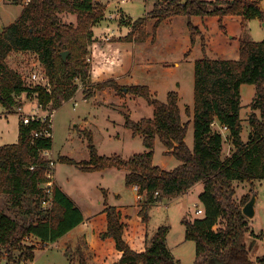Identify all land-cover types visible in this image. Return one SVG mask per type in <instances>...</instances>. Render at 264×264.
Listing matches in <instances>:
<instances>
[{"label":"trees","instance_id":"1","mask_svg":"<svg viewBox=\"0 0 264 264\" xmlns=\"http://www.w3.org/2000/svg\"><path fill=\"white\" fill-rule=\"evenodd\" d=\"M4 1L23 5V10L13 23L0 26V103L8 111L18 112L22 95H35L42 109L55 110L60 106L57 101L56 107V92L68 100L78 90L76 80L86 81L90 75L89 44L93 42L94 26L106 19V5L99 0ZM261 1L156 0L146 16L123 21L131 27L125 39L142 42L149 36L154 40L166 19L182 16L192 45L201 40L203 56L194 65L192 148L186 141L189 121L182 119L178 91L170 90L166 101H162L152 97L147 85L121 86L108 79L99 82L97 89L127 88L129 93L144 97L153 106L152 117L136 121L125 115V126L143 138L145 150L129 158L100 155L91 141L89 161L60 158L83 170L116 167L128 171L126 184L138 186L139 194L146 195V203L139 211L144 225L149 223V209L155 202L172 199L203 183L199 196L202 216L183 220L186 237L196 242L195 264H216V260L225 264H264V254L252 257L256 247H253L254 239L249 241L248 236L251 237L253 230L242 211L250 194L244 195L239 204L234 185L236 181L264 179V39L256 41L246 36L248 20L264 15ZM66 14L76 15V21L65 20ZM195 17L215 19L217 29L228 42L238 41L239 58L211 57L205 33L209 24L205 22L201 28ZM240 20L242 34L231 36L229 23ZM149 21H153L151 29L147 28ZM66 50L70 54L67 61L61 55ZM13 51L37 54L49 79V90L40 84L29 86L23 74L10 66L7 58ZM243 84L255 85V97L250 105L260 110V116L250 114L252 132L248 140L242 137ZM84 93L86 98L94 95L90 89ZM186 112L190 115L189 107ZM216 122L227 126L232 138L234 150L226 159L222 157L223 133L215 127ZM44 129L50 134L34 136L36 130ZM157 138L167 149L166 153L179 162L171 170L154 163ZM53 143L49 117L25 124L21 116L18 141L0 145V264H19L22 260L28 264L35 257L36 247L24 243L26 237L32 235L53 243L85 219L80 207L56 183L51 197L46 192L51 160L43 153L51 150ZM1 196L6 197L10 207L19 211L24 208L27 217L22 221L12 218ZM47 200L49 204L44 205ZM103 214V230H94L114 240L115 264H179L167 245L168 227L161 226L150 241L148 232H144V245L134 248L126 242L120 209L105 204ZM80 264L89 263L82 256Z\"/></svg>","mask_w":264,"mask_h":264},{"label":"rangeland","instance_id":"2","mask_svg":"<svg viewBox=\"0 0 264 264\" xmlns=\"http://www.w3.org/2000/svg\"><path fill=\"white\" fill-rule=\"evenodd\" d=\"M99 1L106 5V20H114L110 26H118V29L123 26L124 13L128 16H126L127 18L136 20L139 17L146 16L156 2V0H128L124 3L117 0ZM5 2L0 1V26H7L12 23L21 12L19 5L6 4ZM118 6L124 13L118 9ZM64 18L67 21H76V18L74 19L70 14L64 15ZM104 22L105 24L107 23L106 21ZM152 22H148L150 29ZM176 24L170 21L167 24L160 25L158 28V41L149 47L137 44L133 46L132 41L124 39L122 42L126 41L127 43L120 45L118 55L120 54L121 56V63L124 64L126 61V64H129L130 59L134 63L135 57L132 58L131 56H134V53L137 52L139 54L137 57L139 58V68L135 70V74L132 76H135L140 84L154 87L157 91L151 90L152 97L162 101H166L170 90L178 89L181 94L180 105H184L185 109L194 103V58L190 57L183 60L184 55L181 51L183 35L180 32L181 30L176 32ZM248 26L247 37L254 40L264 38L262 20L251 19ZM181 28L182 25H179L178 30ZM109 33L114 34V30L110 29ZM136 34L138 35V33ZM107 36L105 34L103 39L107 38ZM109 37L111 40L105 48L106 52H103L104 56L113 55L111 48H113L116 41L112 38L113 35L110 36L109 34ZM173 40L181 44H173ZM137 42L143 43L145 41ZM92 46L91 42L89 44V48H91V61L89 62L91 71L90 75L86 77V81H84L85 79L76 80L78 90L68 100L63 98L60 92H56V107L57 101H60V106L58 105L55 110H44V113L51 119L54 143L51 152L45 151L43 154L48 159L55 161V175H53V178L55 177L59 180L62 187L71 195L70 197L87 218L93 215L91 220L94 229L98 231L103 230L102 217L104 216L105 204L128 206L119 209L122 212V220L126 227L125 239L131 247L139 248L144 245V232H148V241H150V238L154 236L161 226H166L169 229L167 245L177 262L179 264H195L197 258L196 242L186 237V226L183 220L185 217L194 219L202 216L197 214L196 210L198 207L203 208L199 197L203 190V183L196 184L188 192L172 199L155 202L149 209V223L148 225H144L140 222L139 211L146 203V195L143 193V197L138 198L139 191L137 193L130 185L126 184L128 171L116 167L83 170L76 164L63 162L60 159L65 156L76 161H89L91 157V141L100 155L111 156L118 154L123 158H129L145 150L143 138L139 135H134L131 129L125 126V115L128 114L131 119L136 121L145 117H152L154 115L153 106L144 97L129 93L127 88L116 90L113 87H109L104 90H98L96 86L102 81L97 80L92 74ZM165 50H169L172 54L165 52ZM143 54H145V57L152 55L159 62L168 61L172 64V68H169L170 70H163L159 66L162 68L167 66L157 64L155 66L158 67L157 72L150 70L149 66H146V69H142L140 67L143 65L140 62L141 60L145 62ZM13 55H10V64L20 71L26 79L29 78L31 73L38 72L48 80L44 67L36 56L29 54L17 58V56ZM69 56L70 54H68ZM7 59L9 60V56ZM177 62H182L180 67L175 65ZM117 71H120V69L111 71L113 73L112 76L118 74ZM109 79L113 78L110 77ZM177 81L180 82L179 88H176ZM120 85L129 86L127 83ZM87 89L92 90L94 93L90 98H86L85 96L84 92ZM255 92L256 89L253 84H245L242 89V101L244 104L242 111L244 123L242 125L245 140L249 139L252 132L250 114L256 113L260 116V110L253 109L250 104L246 106L253 99ZM23 95L20 99L22 110L19 112H8L6 107L0 103V145L17 142L19 139V120L21 119V114L31 113L36 110L35 104L37 100L35 95L31 97H27L26 94ZM50 106L51 103H49ZM222 128L223 131H227L223 132L220 130L224 133L222 157L226 159L229 157V154L233 153L234 146L232 138H229V129ZM187 141L189 146H193L194 127L188 131ZM164 151V145L157 138L154 163L161 165V167L163 165L164 169L171 170L179 162L174 156H169ZM234 185L236 190L235 198L239 204L241 198L246 194H250V197L253 194L257 196L256 214L254 217L248 218L250 228L253 230V234L251 237L248 236V240L254 239L252 240L253 247L255 246L256 248L252 257H257L256 255L264 254V179H255L252 182L236 181ZM1 199L4 202L6 212L12 218L22 221L27 217L25 214L27 211L24 208L19 211L7 205L5 196H1ZM76 234L79 235L76 236L77 241L75 243L69 244L66 242V239H62L59 243L53 244L48 248L40 243L34 244L29 241L28 244H34L36 250L34 259L28 260L27 263L80 264V259L84 256L89 264H115L113 260L115 242L113 239L105 238L103 234L100 235L97 231H93L89 223L80 226V228L73 229L70 235ZM66 244L68 246L65 248Z\"/></svg>","mask_w":264,"mask_h":264},{"label":"crops","instance_id":"3","mask_svg":"<svg viewBox=\"0 0 264 264\" xmlns=\"http://www.w3.org/2000/svg\"><path fill=\"white\" fill-rule=\"evenodd\" d=\"M1 2H4L3 0H0ZM118 2H121L120 0H117ZM128 1V0H127ZM126 1V2H127ZM6 4H11V3H8V2H5ZM106 3V2H105ZM117 3V2H116ZM122 3V2H121ZM124 3V2H123ZM264 0L261 1L260 3V7L261 9L264 11ZM21 7V12L19 14V16L21 15L22 13V10H23V5H19ZM117 8V7H116ZM118 9L119 6H118ZM118 9H113V10H118ZM121 10V9H120ZM123 12V10H121ZM124 13V12H123ZM18 16V17H19ZM70 16L74 17V19L76 18V15H73V14H70ZM127 15L124 13V16L123 18L124 19H130V18H127L126 17ZM17 17V18H18ZM16 18V19H17ZM15 19V20H16ZM252 19H260L262 20V24L264 25V15L262 17H254ZM14 20V21H15ZM13 21V22H14ZM106 21L107 23L105 24ZM112 21H109V20H102L100 23H98L97 25L94 26L93 28V31H94V37H93V42H92V52H93V67H92V74H93V77L95 76V78L99 81H105L106 79H109L110 77L115 79V81L117 80V82L119 84H129V85H137V84H140V82H138V80H136L135 76L133 77L132 75L135 74V70L138 69V53L135 52L134 53V56L132 55L131 57L134 58L135 57V60H134V63L133 61L130 59V63L129 64H126V61L125 63H121V60H120V54L118 55V51L120 50V45H123L124 43L126 44L127 42L124 41L122 42L125 37L130 33L131 31V27L130 26H127V25H124L122 24L123 26H121L119 29H118V26L116 27H113V26H110L112 25ZM172 22V23H177L176 24V28L177 31H180L183 35V45H182V53H183V60H186L190 57H193L194 58V65H195V61L196 59L198 58H201L203 56V52H202V48H201V40L198 39L196 44L193 46L192 43H191V39H190V35L188 33V30L186 28V25H185V18L182 17V16H179V17H174V18H171V19H166L165 21L162 22V24H167L168 22ZM251 21L248 20L247 24H246V28H249L248 24L249 22ZM12 22V23H13ZM104 22V23H103ZM195 22L198 23L201 28L204 27V23L207 22L209 24V29L208 30H205V33L206 35L208 36V54L213 57V58H217V57H221V58H232V59H237L239 58V49H238V41H227V39L221 34V32L219 31V29H217V22L215 19L213 18H206L205 20H203L202 18L200 17H195ZM11 24V23H10ZM104 24V25H103ZM152 24V23H151ZM161 24V25H162ZM1 25V24H0ZM9 25V24H8ZM174 25V24H173ZM179 25H182V28L178 30V26ZM152 26V25H151ZM1 27H5V26H1ZM117 28V29H116ZM148 29H150L149 25L147 26ZM229 28H231V33L233 35H236V36H240L243 32V27H242V23H241V20L240 21H235V22H230L229 23ZM114 30V34H111L109 33V30ZM108 35L107 37L109 38V40H106L103 39L104 38V35ZM109 34L110 36L113 35V39L116 41L114 43V46L112 49V52H113V55H107V56H104L103 52H106L105 48L107 47L109 41L111 40L110 37H109ZM158 30H157V34H156V38L153 40V36H149L145 42L143 43H138L137 41H132V44L133 46H136L137 45H140V46H147L149 47L150 45H152L154 42L158 41ZM264 39V38H263ZM261 39V40H263ZM126 40V39H125ZM254 40V39H253ZM256 41H259V40H256ZM173 44H176V45H179L181 43L179 42H176L173 40ZM176 45H173V46H176ZM91 49V48H90ZM173 49V47H172ZM177 51V50H176ZM165 52L169 53V54H172L169 50H165ZM117 53V54H116ZM165 53V54H167ZM11 54H14L13 56H17L20 57V56H25V55H29V54H33V56H37V54L33 53V52H28V51H13L10 53ZM116 54V55H115ZM10 55H9V60L7 59V62L10 64ZM115 55V56H114ZM97 57V58H96ZM143 58L145 59V62L143 60H141L140 64L143 65L141 66L140 68L142 69H146V66H149L150 70H152L153 72H157L158 70V67H155L157 64L160 65V64H163L164 66H167L165 68H162L161 66H159L160 69H163V70H170L169 68H172V64H170V62L168 61H157L156 58L152 57V55L149 57H145V54H143ZM39 60V59H38ZM109 61V63H108ZM132 62V63H131ZM182 64V62H177L175 63L176 66L180 67ZM10 66H12L13 68H15L13 65L10 64ZM155 67V68H154ZM153 68V69H152ZM119 70L120 71H117L118 74L112 76V72L113 70ZM164 72H167V71H164ZM104 77V78H103ZM106 77V78H105ZM104 80H103V79ZM127 82H125V81ZM176 88H179L180 87V82L177 81L176 82ZM147 85V84H146ZM244 85L243 84L241 86V94H242V89L244 88ZM149 88L152 90V91H157L154 87L148 85ZM175 90V89H174ZM176 91H178V89H176ZM179 93V106L181 108V112H182V119L184 122H188L189 121V126H188V131H190V129L192 127H194L193 125V120H192V115H193V110H194V103L193 105H190V116L186 113V108L184 109V105H180L181 104V94L180 92L178 91ZM24 97V95H23ZM255 97V95H254ZM253 97V99H254ZM253 99L251 101H249L246 106H248L249 104H251V102L253 101ZM243 103V101H242ZM243 107H244V104H243ZM244 108L241 109V119H242V123H244L243 121V118H242V111H243ZM30 110V109H28ZM10 112V111H8ZM38 113H42L40 110H38ZM186 115V116H185ZM189 116V117H188ZM19 125H20V120H19ZM215 127L221 131H223V126L219 123V122H216L215 123ZM223 132H227V131H223ZM224 134V133H223ZM188 135V133H187ZM229 136L230 135V132H229ZM242 137H243V132H242ZM230 138V137H229ZM243 139L245 140V138L243 137ZM186 141H187V137H186ZM188 143V141H187ZM4 144H7V143H4ZM190 147H193L190 145ZM52 150V149H51ZM51 150H48L49 152H51ZM167 152V149L165 148V151L164 153ZM167 154V153H166ZM169 156H173L171 154H168ZM231 154H229L230 156ZM177 160V159H176ZM178 161V160H177ZM161 166V165H160ZM162 167L164 168V166L162 165ZM55 175V174H54ZM55 178V177H54ZM55 183L61 187L63 189V191H65V189L62 187L61 183L59 182L58 179L55 178ZM132 189H134L137 193H138V186L136 185H131L130 186ZM66 192V191H65ZM67 193V192H66ZM69 196H71L69 193H67ZM117 208H125V207H128V206H124V205H116ZM255 208H256V205H255ZM103 210V209H102ZM101 210V211H102ZM83 212V211H82ZM104 213V212H103ZM84 214V213H83ZM256 214V212H255ZM93 216V215H92ZM91 216V217H92ZM84 221L79 224L77 227H75L74 229L76 228H80V226L84 225V224H90L92 226V229L94 231V227H93V224H92V220H91V217H86L85 214H84ZM73 231V229L71 231H69L67 234H65L63 237H61L60 239H58L56 242L54 243H50V246H52L53 244H56V243H59L60 240L62 239H66V242H68L69 244H72V243H75V241H77L76 239V236H78L79 234H76V235H70L71 232ZM87 232V231H86ZM94 234V232H92ZM68 245L66 244L65 245V248L67 247ZM47 247V248H48ZM38 250V249H37Z\"/></svg>","mask_w":264,"mask_h":264},{"label":"built area","instance_id":"4","mask_svg":"<svg viewBox=\"0 0 264 264\" xmlns=\"http://www.w3.org/2000/svg\"><path fill=\"white\" fill-rule=\"evenodd\" d=\"M29 0H26V2H28ZM127 0H121V2H126ZM107 40H109V38H106ZM27 84L30 85H36V84H40L41 86L47 88L48 90L50 89V84H49V79H45V77H43L42 75H40L38 72H33L30 74L29 78L26 79ZM36 105V110L31 112V113H27V114H21L22 115V119L23 122L25 124H28L32 119H41V120H45L47 117H49L47 114L44 113V109L42 110V108L39 106L38 102L35 104ZM18 112L22 110V105H19L17 107ZM38 110H42V113H38ZM51 119H50V125H51ZM225 129H228L227 126H223ZM49 135V131L47 129L44 130H36L34 132V136L38 137L40 135ZM48 151V150H47ZM45 152V151H44ZM50 164H49V172L47 173V176L49 178V181H47L45 183V187H46V192L48 193L49 197L52 196V189H53V185H54V172H55V161L50 159ZM138 198H142L143 196L141 194H138L137 196ZM49 204V200L44 201V205H48ZM203 208L202 207H198L196 210V213L201 215L203 214ZM25 241L28 243L29 241L33 242L34 244H42L45 247H48L50 245V243L48 242H44L39 238H36L34 236H28L26 237ZM54 243V242H53ZM32 244V245H34ZM25 260H22L19 264H24Z\"/></svg>","mask_w":264,"mask_h":264},{"label":"water","instance_id":"5","mask_svg":"<svg viewBox=\"0 0 264 264\" xmlns=\"http://www.w3.org/2000/svg\"><path fill=\"white\" fill-rule=\"evenodd\" d=\"M264 7V5H263ZM69 54V51L66 50L64 52L61 53L63 59L65 61H67V56ZM256 202H257V196L255 194H253L249 201L243 206V213L248 217V218H252L255 216V212H256V209H255V205H256ZM216 264H225V263H222L218 260H216Z\"/></svg>","mask_w":264,"mask_h":264}]
</instances>
